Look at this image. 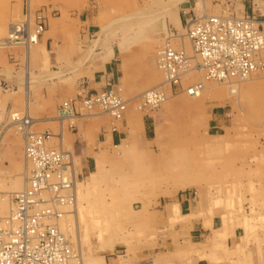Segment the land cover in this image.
Here are the masks:
<instances>
[{"label": "rangeland", "instance_id": "1", "mask_svg": "<svg viewBox=\"0 0 264 264\" xmlns=\"http://www.w3.org/2000/svg\"><path fill=\"white\" fill-rule=\"evenodd\" d=\"M25 2L0 0V38L6 36L11 23L21 20V14L27 9ZM29 5L33 14L43 16L45 26L39 43L31 45L27 56L22 46L0 47V196L23 189L28 175L24 166L23 134L19 123L13 124L10 120L12 113L19 117L27 115L26 79L31 91L41 82L63 77L64 72L73 75L80 64V60L63 66L50 62L48 50L39 47L41 37L51 35L45 32L48 21H56L54 29L58 33L54 31L53 39L72 41L73 32L78 29L73 26V19L93 14L99 19L101 36L95 39L86 55L91 54L99 41L102 48L111 44L118 50L114 61L120 60L119 72L104 73L103 87L107 80L112 83L124 110L120 121L97 107L89 113L106 115L108 131L123 122L127 132L113 145L95 146L94 162L87 172H82L80 161L66 138L63 137V144H58L73 158L75 171L71 168V172L74 184L76 181V201L87 206V201L94 200L98 207L101 199L111 203L106 212L101 207L98 211L91 209L92 213L84 212L87 223L81 224L77 236L74 230V235L61 230L79 248L81 263L148 264L156 259L159 261L156 264H264V71L256 72L255 80L241 83L237 96L228 97L224 84L209 81L215 87V96L210 97L205 91L202 101L190 110L181 109L176 103L182 96H189L183 93V87L199 81L195 72L182 79L180 88L164 86L166 98L158 107L145 109L139 101L145 91L163 82L156 53L164 43L173 49L186 48L190 54L187 40L182 43L179 39L184 36L189 18H201L203 13L208 16L255 13L248 12V7L244 9L239 0H30ZM173 34L175 37L168 36ZM56 67L58 72L51 73ZM189 76L195 79L190 80ZM92 92L83 93L80 99ZM63 101L56 107L55 116L60 114L58 108ZM78 110L87 114L81 103ZM76 112H71L73 117L63 119V134L74 133ZM54 125L50 129L52 134L59 130ZM54 143H58L57 139ZM173 148L178 155L185 153L191 159H209L211 166L208 163L204 168L192 162L193 170H198L195 171L198 173L196 185L175 188V180L183 174L166 165V152ZM200 148H206L205 155L202 154L205 149L201 152ZM244 183L252 184L251 193L244 188ZM228 184L235 186L233 194L215 190L219 185ZM183 195L189 197L191 211L195 213L185 214L188 209L180 207L171 209L174 204L179 205ZM212 197L221 198L220 203L208 207L217 210L214 226L219 225L220 214L231 217V227L226 229L225 236L215 235L218 242L215 245H212L214 236L210 229L202 230L201 236L195 229L207 214V207H200L199 200L211 203ZM226 199L232 200V207L224 206L222 200ZM4 210L0 216L8 214ZM72 210L73 206L69 214ZM97 216L102 220L109 217L107 228L99 237L98 228L90 220ZM243 216L252 226L246 232L241 225Z\"/></svg>", "mask_w": 264, "mask_h": 264}, {"label": "built area", "instance_id": "2", "mask_svg": "<svg viewBox=\"0 0 264 264\" xmlns=\"http://www.w3.org/2000/svg\"><path fill=\"white\" fill-rule=\"evenodd\" d=\"M28 14L23 11V15ZM32 15L26 19L30 29L18 34L15 41L26 42L34 30L43 31L42 14ZM22 26L24 21L18 29ZM184 36L191 45V54L168 45L156 54L163 85L169 89L182 87V79L196 71L205 80L221 83L243 79L252 71H264V19L233 13L204 16L189 20ZM201 87L196 81L183 90L194 95ZM164 98L163 87L156 86L140 96V106L154 109ZM80 103L86 110L97 107L115 120L123 116L122 99L109 80L101 90L82 97ZM70 106V102L59 106V119L73 117ZM21 126L28 175L23 189L6 195L10 208L7 215L0 216V264H81L79 248L59 227L75 201L70 152L58 145L60 135L30 131L22 117ZM56 139L58 143H54Z\"/></svg>", "mask_w": 264, "mask_h": 264}, {"label": "crops", "instance_id": "3", "mask_svg": "<svg viewBox=\"0 0 264 264\" xmlns=\"http://www.w3.org/2000/svg\"><path fill=\"white\" fill-rule=\"evenodd\" d=\"M239 1L244 9L248 7V12L255 13V15H250L264 19V0ZM186 13L189 15L190 11ZM98 20L93 14L80 15L77 19H73V26L78 29L73 32L72 41L61 40V37L53 39L54 35L52 34L55 31L54 26L56 25V21H48L45 32L51 35H43L39 47L41 49L44 47V49L48 50L50 62L55 66H63V63L75 64L77 60H80V64L76 66L77 68L74 65L76 70L74 69L73 75L70 74L71 77L73 76L71 80L68 79L70 75L64 72L63 77H54L53 79L47 80V82H41L38 86L36 85L34 90L30 91L29 89L27 83L29 79H26L25 85L26 98L24 100V107L26 108V114L31 119L29 130L34 128L41 129L42 131H52L50 129L54 128V124H56L59 130L55 134L58 133L60 135V143L62 144L63 137L66 138L72 148L74 156L80 161L82 172H87L91 169L94 162L92 153H94L95 146L101 144V147L104 148L105 146H109V144L113 145L119 142L127 132L125 131V124L123 122L119 126L114 125L108 131L107 123L109 122V118L106 115L92 114L89 113V110H87V114H82L78 110L80 108V97L83 93L99 91L103 88L104 73L108 70L117 73L120 69V60H118V63L114 61L118 50L111 46V44L109 46L105 44V47L102 48L101 41L96 42L95 49L92 50L88 57L86 55L90 53L89 47L94 45L95 39L101 36V29L97 24L99 22ZM69 55H72L71 58ZM70 64L69 66H72ZM51 70V73L58 72L57 67ZM26 76L28 78V73ZM63 100H69L72 111H77L76 113H78L75 118V131L69 135L63 134L64 120L55 116V109ZM106 135H109V137ZM104 141L107 142V145H105ZM74 171L72 158V172L74 173ZM190 201L187 195H183L180 202L178 200L181 210L183 208L188 209L185 214L192 212V203ZM193 227L194 225H192ZM195 229L200 231V236L202 235V230H207V228L203 227L202 221H200ZM156 262L158 263L159 261L155 259L148 264H156Z\"/></svg>", "mask_w": 264, "mask_h": 264}, {"label": "bare ground", "instance_id": "4", "mask_svg": "<svg viewBox=\"0 0 264 264\" xmlns=\"http://www.w3.org/2000/svg\"><path fill=\"white\" fill-rule=\"evenodd\" d=\"M198 2V1H197ZM196 2V3H197ZM202 2V1H200ZM26 6H27V11H28V16H25L23 15V13L21 14V20L20 21H16V22H13L10 24L9 28H8V31L7 33L5 34L6 36L4 38H0V47H14V46H22L24 47V50L25 52H28L31 48V45L32 44H37L39 43L38 42V39L41 35V33L39 32H36V30H34L31 34V38L29 40H27L26 42L25 41H21V42H18V41H15L17 40V35L18 34H22L24 32L25 29H30L28 28V25L26 24V19L29 17H31L32 15V12L30 10V0H26ZM173 3V2H172ZM202 4V3H201ZM197 6V5H196ZM204 6V5H203ZM24 8V7H23ZM202 10H203V7H202ZM171 13V12H170ZM52 14V13H51ZM204 16H207L208 15H205V13H203ZM203 16V17H204ZM201 17V18H203ZM25 18V19H24ZM199 18V19H201ZM196 19V18H195ZM189 20H192V18H189ZM187 20V22L189 21ZM24 21V26H22L20 29H18L20 27V24ZM106 26V25H105ZM27 27V28H26ZM47 27V26H46ZM45 27V28H46ZM169 37H175V35H168ZM179 39L181 40V42L187 38L185 36H179ZM183 43V42H182ZM39 45V44H38ZM167 44L164 43V46H166ZM36 47V46H35ZM185 47V46H184ZM183 48V47H181ZM187 50H190V54L192 53V50H191V45L189 44V41L187 40ZM39 49V47H38ZM36 49V50H38ZM184 51L186 50V48H183ZM31 51V50H30ZM186 54H188L186 51H185ZM125 54V53H124ZM157 54V53H156ZM26 55V54H25ZM189 55V54H188ZM129 57V55H128ZM130 62V61H129ZM124 63V62H123ZM132 68V67H131ZM197 70H199V68H197ZM256 72L258 71H252L250 72L246 77H244L243 79H233V81H228V82H217L219 84H224L225 87H226V91L227 92V96L229 97L230 95H236L238 93V90L240 89V85L241 83L245 82V81H249V80H255L256 78L253 76ZM193 73V72H192ZM190 73V74H192ZM196 76L197 78H199V81L201 82V89L199 91H197L194 95H190L188 94L186 91L183 90V93H186L188 96L187 97H183L178 99L177 100V103L178 104V107H180L181 109H188L190 110L191 108H193V106H195L198 102L202 101L201 97L203 96V94L205 93V91L208 92V96L212 97V96H215L216 94V90H215V87L212 86V84L208 83L210 80H205L203 79L202 75L199 73V71H196ZM189 74V75H190ZM186 75V74H185ZM128 77V76H127ZM190 77V80H194L195 77L193 78L192 76H189ZM188 77V78H189ZM153 78V77H152ZM212 81V80H211ZM196 82V81H195ZM216 82V81H214ZM115 85V84H114ZM158 85V84H157ZM158 86H166V85H163V82L158 85ZM155 88V87H153ZM153 88H150L148 90H151ZM102 89V88H101ZM147 90V91H148ZM172 92V91H171ZM206 92V93H207ZM174 93V92H173ZM78 96V95H77ZM237 96V95H236ZM79 99V98H78ZM163 101H165V98L163 99ZM162 101V102H163ZM69 102V101H68ZM26 110V109H25ZM152 110V109H151ZM148 111V110H147ZM26 113V112H25ZM88 113V112H87ZM105 113V112H104ZM106 114V113H105ZM18 114L16 113H12L10 115V120H11V123L15 124V123H21V117L17 116ZM29 116L28 115H25L24 117H22V119L25 121L26 124L30 125V120H29ZM24 123V122H23ZM98 126V125H97ZM23 127H19V130H20V133L23 134ZM21 134V135H22ZM24 142V141H23ZM121 148L124 147V145H120ZM204 147V146H203ZM206 148L208 149V147L206 146ZM206 148H203L205 150H203L202 148L201 149V152L202 154H206L205 151H206ZM199 155V154H197ZM200 156V155H199ZM24 157V166H26V160H25V156L23 155ZM166 165L167 166H171L173 169V171H179L180 173H182L183 175H178V177L180 178H177L175 180V188H187V187H190V186H193V185H196V178L198 177V173H196L195 171H198L197 168L196 170L194 171L193 168L191 165H192V162L193 164H199L200 166H202L204 168L205 165H207L209 162V159H203V158H199V159H194V158H190V156H188V154H185L183 153V155H178V152L173 148L172 150H170L169 152H166ZM192 157V156H191ZM206 157V156H205ZM210 166H211V163H210ZM228 173V172H227ZM225 173H223L222 175H225ZM224 177V176H223ZM25 180V179H24ZM129 183V182H128ZM75 185V184H74ZM234 185H226L225 187H222V186H218L215 190H221V191H225V192H232L233 194V191L235 190L234 189ZM244 188L247 189V191H249L250 193L252 192L253 190V186L251 183H248V184H245L244 183ZM76 188L74 187V190ZM76 191H75V195H74V198H75V201H76ZM80 195V194H79ZM252 196V195H251ZM249 197V196H248ZM228 199V198H227ZM222 200L224 206H227V207H232V200L230 199L229 201L228 200ZM253 197H251L249 200H252ZM226 201V203H224ZM221 202V198H213L212 197V200H211V203H210V200H206V201H203V200H199V205L200 207H207V214H206V217L205 218H202V222L204 224V227L207 228V229H210L212 232H213V236H214V240H211L213 241L212 245H215V244H218V242H216V236H221L225 234V231L227 228H230L231 225V217H227V213H223V214H220V217H218L219 219V225L218 226H214V220H213V217L215 216V212L217 211H213L212 208H208L211 204H215V203H220ZM250 202V201H249ZM253 204V202L251 203ZM87 206H82L80 205V203H78L76 201V204L74 203L73 205V210H72V213L71 214H65L61 220L59 221V227L60 229L64 232V233H71V235L73 234L74 235V232L72 233V230H74L76 232V236L78 234V230L80 227H82V223L83 224H86V218H85V214L84 212H88V213H92V210H95V211H98L99 210V207H101L103 209L104 212H106V208H108V206L111 205V203H109V201L107 199H101L100 201V205L99 207L97 206V203L96 201H87L86 203ZM198 206V205H197ZM251 206V205H250ZM84 207V208H83ZM179 207V205L177 204H174L171 209L173 208H177ZM252 207L253 205L251 206V209L252 210ZM9 208H10V205L8 204V200L6 199V195H2L0 196V212L2 210L5 211L6 213V209H7V213L9 211ZM2 209V210H1ZM84 210V211H83ZM102 211V213H103ZM3 212V211H2ZM100 212V211H99ZM250 212V211H249ZM252 212V211H251ZM4 213V212H3ZM1 214V213H0ZM218 214V213H217ZM208 216V217H207ZM104 220H102V218L100 217H93L90 218V220L93 221V225H94V228H98L96 230L97 231V236L99 237L102 233L103 230H105L107 228V225H108V219L109 217H103ZM241 221H242V224L243 225V230L246 232V230L248 228H250V223L248 220V218L246 217H242L241 218ZM90 222V221H89ZM217 223V222H216ZM92 224V223H91ZM237 224H240V220H239V223L237 222ZM252 227V226H251ZM225 236V235H224ZM208 243V242H207ZM210 243V242H209ZM200 246V245H199ZM237 248V247H236ZM239 249V247H238ZM241 250V249H240ZM209 256V255H208ZM166 258V257H165ZM196 259V258H195ZM208 263V262H207ZM82 264V263H81Z\"/></svg>", "mask_w": 264, "mask_h": 264}]
</instances>
